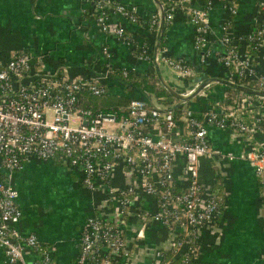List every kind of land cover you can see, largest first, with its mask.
<instances>
[{
    "label": "built area",
    "instance_id": "2783aa9c",
    "mask_svg": "<svg viewBox=\"0 0 264 264\" xmlns=\"http://www.w3.org/2000/svg\"><path fill=\"white\" fill-rule=\"evenodd\" d=\"M92 2L91 12L103 30H108L109 11L118 12L127 22L139 17L132 7L114 0H82ZM238 0H226L231 17L236 13ZM182 7L196 27L194 42L201 57L210 52L207 30L211 1L190 6L177 0H164L161 9L165 22L173 18L174 10ZM86 10V9H85ZM159 15L152 13L148 27L153 28ZM231 17L223 24L220 35L222 49L213 52L217 62L229 70L226 79L244 84L253 82L255 89L264 90V71L256 67V52L264 45V0L257 3L251 28L241 32L231 29ZM113 32L133 47L137 60L163 65L178 78L192 83L165 105L150 103L146 97H132L128 114H91L85 107V93L95 96L109 90L108 78H123L135 67H116L107 60L99 70L69 75L59 68L47 69L42 53L14 50L6 59L0 58V247L5 259L2 264H54L49 245L43 244L33 232L22 234L17 223L22 215L17 202L18 190L13 174L35 157L54 160L70 170L80 172L82 184L89 190L103 188L117 198L118 219L115 222L92 214L85 219L80 238L78 264H115L129 255L125 238L127 215L133 208V195L144 191L153 198L152 212L137 213L168 228L173 239L167 250L174 264H190L198 248L202 228L214 222L220 213L216 191L207 192L198 178V162L211 153L208 125L236 133L253 145L240 156L251 164L258 176L261 196L264 197V147L253 140L246 117L264 137V107L258 103L262 96L246 93L233 104L218 102L195 112L184 97L202 79L200 70L182 56H170L153 51L149 42L124 34L123 26ZM135 44V46H134ZM104 57H109L106 46ZM107 56V57H106ZM239 78V79H238ZM210 81L199 92L204 93ZM196 93V94H197ZM194 96V95H193ZM180 110V111H179ZM69 119L76 121L71 124ZM182 158L184 186L174 174V164ZM122 168L131 180L116 188L112 171ZM36 253L28 262L26 250ZM155 264H166L164 250L155 251Z\"/></svg>",
    "mask_w": 264,
    "mask_h": 264
},
{
    "label": "crops",
    "instance_id": "0c3cea01",
    "mask_svg": "<svg viewBox=\"0 0 264 264\" xmlns=\"http://www.w3.org/2000/svg\"><path fill=\"white\" fill-rule=\"evenodd\" d=\"M132 7L139 20L127 22L118 12L109 11L108 30H103L89 14L92 2L82 0H0V58L6 59L14 50L24 49L33 54L42 53L47 69L59 68L74 75L102 68L106 60L116 69L135 67V72H153L173 96L190 88L188 79L178 78L170 69L137 60L131 43L113 32L123 26L126 37L144 38L153 51L170 56H182L190 65L200 70L197 79L226 78L229 70L217 62L213 52L222 49L219 41L223 24L231 13L226 0H210L207 30L210 52L201 57L194 37L196 27L182 7L174 10L170 22L162 20L161 3L164 0H114ZM185 6L204 5L208 0H177ZM259 0H238L236 13L231 17V29L241 32L248 29L257 11ZM87 11V16L83 10ZM90 11V12H89ZM152 13L159 15L156 25L148 27ZM106 46L109 57L102 48ZM256 67L264 71V45L256 52ZM204 63L208 76L201 74ZM122 79L108 78L109 92L122 89ZM167 86V87H166ZM205 93L188 99L189 106L200 112L207 103L219 102L225 97L226 84L212 81ZM231 88V87H229ZM134 96L146 97L155 105L168 103L147 89L134 88ZM245 93V92H244ZM264 107V97L258 99ZM221 105V104H220ZM253 140L264 147V137L255 126L254 118L246 117ZM211 153L198 162V178L207 192L216 191L220 213L216 220L204 226L199 234L195 257L190 264H264V197L261 196L259 179L248 160L240 155L253 148L242 136L208 125ZM182 158L174 164V174L182 187L185 178ZM131 180L122 168L112 171L116 188ZM13 183L18 190L17 202L22 215L17 228L22 234L33 232L43 244L50 246L54 264H78L79 238L87 216L99 214L108 221L118 219L117 198L103 188L91 191L81 182L80 172L70 170L54 160L31 158L21 170L14 172ZM133 208L127 215L125 238L129 247L127 258L115 264H155V251L170 247L173 234L137 210L152 212L156 207L153 198L142 190L133 195ZM36 253L28 249L25 258L31 262ZM5 254L0 247V264Z\"/></svg>",
    "mask_w": 264,
    "mask_h": 264
},
{
    "label": "trees",
    "instance_id": "16d2710c",
    "mask_svg": "<svg viewBox=\"0 0 264 264\" xmlns=\"http://www.w3.org/2000/svg\"><path fill=\"white\" fill-rule=\"evenodd\" d=\"M83 13L85 16L88 15L86 10H83ZM251 26L252 25L250 24L248 29L251 28ZM138 50H140V48H138L137 46L132 48L133 53H136ZM200 69L202 72L201 75L203 77L209 75V72L206 70L204 63L200 64ZM116 71L119 70L117 69ZM120 79H122L121 81L123 85L121 86L122 90L118 92V94H116V92L114 91H107L104 94L98 96L85 93V101L83 105L91 110L92 115H96L98 113H111L114 114L116 118L126 116L128 114L129 102L131 98L134 97V88L147 89L149 91H152L157 97H163L166 99V101L168 99L167 102H170L172 99L175 98V96L168 92V90L164 87V85L160 82L159 78L153 72L138 73L129 70L128 75ZM239 80L243 83H247L250 86H254L253 82L251 81L248 82L243 79ZM244 94L246 93L233 88L225 87V97L218 103L222 106L233 104V102L237 98ZM140 212L141 211L139 210V213ZM164 259L168 260L166 264H174V262L176 261L175 258H171V252L167 249L164 250Z\"/></svg>",
    "mask_w": 264,
    "mask_h": 264
},
{
    "label": "water",
    "instance_id": "95a60500",
    "mask_svg": "<svg viewBox=\"0 0 264 264\" xmlns=\"http://www.w3.org/2000/svg\"><path fill=\"white\" fill-rule=\"evenodd\" d=\"M161 18H162V20L164 19L163 15H161ZM210 81L220 82V83L226 84L227 86H229V87H231L233 89L239 90L241 92H245V93L254 94V95H258V96L264 97V90H258V89H255L253 87H250V86H247V85H244V84L231 82L230 80H228L226 78L211 77V78H206V79L202 80L200 82V84H198L196 86V88L192 92L188 93L184 97V99L188 100L189 98H191L193 95H195L197 92H199ZM167 88L172 94H174V92H173V90L171 88H169V87H167Z\"/></svg>",
    "mask_w": 264,
    "mask_h": 264
},
{
    "label": "rangeland",
    "instance_id": "374dc122",
    "mask_svg": "<svg viewBox=\"0 0 264 264\" xmlns=\"http://www.w3.org/2000/svg\"><path fill=\"white\" fill-rule=\"evenodd\" d=\"M204 93H205V91H204ZM69 122H70L71 124H75V123H76V121H74V120H72V119H69Z\"/></svg>",
    "mask_w": 264,
    "mask_h": 264
}]
</instances>
